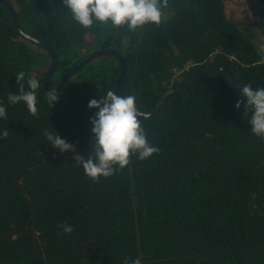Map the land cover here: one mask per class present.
Returning <instances> with one entry per match:
<instances>
[{
    "label": "trees",
    "instance_id": "trees-1",
    "mask_svg": "<svg viewBox=\"0 0 264 264\" xmlns=\"http://www.w3.org/2000/svg\"><path fill=\"white\" fill-rule=\"evenodd\" d=\"M4 1L20 29L52 49L50 83L91 46L114 49L124 64L118 95H135L142 113L213 66L234 82L264 80V52L226 17L223 0H168L160 26L135 31L110 23L85 29L62 0ZM101 55L111 57L89 72L85 64ZM50 61L49 50L21 35L0 2V101L8 116L0 133H9L0 138V264H264V139L251 132V111L244 117L243 105L235 107L241 96L223 70L167 94L153 115L141 116L159 152L143 161L132 155L123 170L96 182L71 151L47 144L44 132L56 131L87 157L98 111L88 102L113 91L117 59H88L57 88L51 108L46 69L35 73ZM21 71L25 91L33 74L40 82L35 116L7 100L18 92ZM64 222L74 228L70 235L58 228Z\"/></svg>",
    "mask_w": 264,
    "mask_h": 264
},
{
    "label": "clouds",
    "instance_id": "clouds-1",
    "mask_svg": "<svg viewBox=\"0 0 264 264\" xmlns=\"http://www.w3.org/2000/svg\"><path fill=\"white\" fill-rule=\"evenodd\" d=\"M62 3L63 8L70 11L72 20L85 29L94 24L110 23L114 29L126 26L128 30L135 31L148 24L158 27L167 19L163 9L168 6V0H62ZM24 79L23 71L16 75L18 92H10L7 100L12 105L23 102L29 113L35 116L38 113L36 90L40 87V82L33 74L27 80L29 90L25 91ZM238 92L241 99L236 102L235 107L239 109L243 105L244 117L251 111V132L264 139V86L244 83L238 87ZM46 98L51 108L59 99L55 86L46 92ZM88 108H96L98 111L90 118L93 136L90 140L91 151L87 157L77 152L75 146L61 138L56 131L55 134L47 130L44 132L47 144L55 150L60 153H73L75 163L83 167L87 178L98 182L101 176L108 178L123 170L129 165L132 155H137V158L143 161L159 152L160 149L150 144L147 139L135 95L120 96L108 90L100 99H91ZM0 119H8L2 101ZM8 134V130L4 129L0 138L6 139ZM58 228H62L63 233L69 235L74 231L73 226L66 222L58 225ZM123 264L130 262L125 258ZM131 264H141V261L137 258L132 260Z\"/></svg>",
    "mask_w": 264,
    "mask_h": 264
},
{
    "label": "water",
    "instance_id": "water-1",
    "mask_svg": "<svg viewBox=\"0 0 264 264\" xmlns=\"http://www.w3.org/2000/svg\"><path fill=\"white\" fill-rule=\"evenodd\" d=\"M0 2L4 3L5 6L7 7L8 12H9V15H10L11 20H12V23H13V25L15 26L16 30H17L18 32H20L21 35H23L24 37L32 39V40H33L34 42H36L38 45H40L41 47L46 48V49L49 50V52L51 53V61H50L49 65H48V67L46 68V70H45V72H44V74H43V77H42V82H43V84H44V86H45L46 88L51 89L53 86H55L56 88L60 87L61 84L63 83L64 79H65L69 74H71L72 72H74L77 68H79V67H80L83 63H85L88 59L92 58V57H93L94 55H96V54H99V53H105V54H108V55H114L115 58L117 59V63H118V74H117V76H116V79H115V82H114V85H113V92H115V93L118 95L117 87H118L119 81H120V79H121V77H122V74H123V71H124V64H123V60H122L121 56L116 52V50H114V49H101V50L94 51V52L88 54V55H87L85 58H83L80 62H78V63L75 64L73 67H71V68H69L67 71H65V72L60 76V78L58 79V81H57L56 83L52 84V83L49 82V75H50V73L52 72V70H53V68H54V64H55V60H56L55 55H54L52 49H51L48 45H46L45 43H42V42H40V41H38V40H36V39H33L32 37H30L29 35H27L25 32H23V31L20 29V27H19V25H18V23H17V21H16V17H15V15H14V12H13L12 8L10 7V5H9L6 1H4V0H0ZM218 69H221V70L224 71V73H225V75H226V82H227V85H228L230 88H238L239 86H243L244 82H238V81H237V82H234V81L231 79L228 70L223 69V68H220V67H218V66H213V67H210V68H208V69H205V70H203L202 72H200L199 74L194 75V76L190 77L189 79H187V80H185V81L179 82V83L176 84L175 86H173V87L167 89L165 92H163V93L159 96V98H158L157 102L155 103L153 109H152L149 113H142V112H141V116H142V117H148V116L153 115V113L158 109V107H159L160 104L162 103V100L164 99V97H165L167 94H169V93H171V92H173V91H175V90L181 88L182 86H184V85L188 84L189 82H191V81H193V80H195V79H197V78L203 76L204 74H206V73H208V72H210V71L218 70ZM249 83H252L253 85H254V84H262V85H264V80H255V81H252V82H249Z\"/></svg>",
    "mask_w": 264,
    "mask_h": 264
},
{
    "label": "rangeland",
    "instance_id": "rangeland-1",
    "mask_svg": "<svg viewBox=\"0 0 264 264\" xmlns=\"http://www.w3.org/2000/svg\"><path fill=\"white\" fill-rule=\"evenodd\" d=\"M10 1L15 6L14 0ZM223 2L226 17L234 21L240 30L251 37V40L259 48V50L264 52L263 33L258 25L261 19L260 17L264 14V2H261L260 0H223ZM102 35L100 37H102ZM90 40L91 37L88 35L86 37V41ZM92 47L93 46H91L88 50V54L90 53ZM108 57L111 56L101 55L93 58L89 63L87 62L84 67H87L89 72H95L100 64L99 60L103 59L108 61ZM46 67L47 63L42 67L36 68L35 73L38 74L39 72H43Z\"/></svg>",
    "mask_w": 264,
    "mask_h": 264
}]
</instances>
